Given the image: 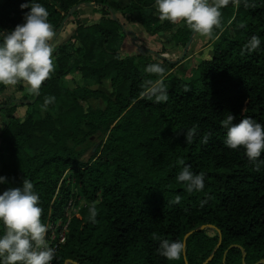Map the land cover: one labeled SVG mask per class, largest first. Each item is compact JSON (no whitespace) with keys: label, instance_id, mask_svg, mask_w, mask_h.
<instances>
[{"label":"trees","instance_id":"16d2710c","mask_svg":"<svg viewBox=\"0 0 264 264\" xmlns=\"http://www.w3.org/2000/svg\"><path fill=\"white\" fill-rule=\"evenodd\" d=\"M24 2L0 0V31L24 22ZM38 2L49 11L54 37L70 20L77 29L58 46L55 70L38 95L0 96V175L8 181L0 183V193L30 179L44 224L61 218L71 199L86 201L52 264H264V165L257 171L243 147H227L222 124L230 113L234 123L247 116L264 123V0H228L194 70L184 63L188 55L165 58L128 29L141 23L185 52L198 32L162 21L155 0ZM84 6L101 18L86 24L80 18ZM252 35L261 46L249 52ZM123 39L137 47L136 55L121 52ZM154 62L166 68L165 102L142 95L158 78L145 71ZM74 75L82 84L66 83ZM107 82L110 93L94 88ZM47 96L56 99L45 109ZM24 105L31 109L21 116ZM188 129H195L190 143ZM96 135L106 140L86 161ZM185 164L204 173L202 190L190 192L177 179ZM154 234L183 241L180 259L160 255Z\"/></svg>","mask_w":264,"mask_h":264},{"label":"clouds","instance_id":"9594fccd","mask_svg":"<svg viewBox=\"0 0 264 264\" xmlns=\"http://www.w3.org/2000/svg\"><path fill=\"white\" fill-rule=\"evenodd\" d=\"M228 0H155L159 18L172 23L182 22L191 30L211 35L214 28L221 24V8ZM24 22L11 31H0V84L14 86L18 82L26 85L27 92L38 95L41 85L53 71L54 28L49 20V11L38 0H26L21 3ZM261 46L257 35L248 39L245 48L252 52ZM145 71L156 74L158 78L148 81L143 96L155 102L169 99L165 84L166 68L160 62L149 63ZM55 96H47L42 108L55 101ZM236 117L228 114L222 121L226 128L224 143L231 149L243 147L247 158L260 171L264 159V123L251 116L234 123ZM3 126V123H0ZM195 138V129L186 131L187 142ZM209 137H203L208 143ZM177 179L186 182L188 191H200L205 186L204 173H194L191 166L185 164ZM7 177L0 175V183H7ZM180 198L176 197L178 201ZM40 196L34 191V185L24 178L20 187H9L0 193V264H52L56 250L46 239V225L42 222ZM92 218L96 216L95 205L90 207ZM159 240L157 252L169 260H178L183 254L185 243L181 240H169L154 234Z\"/></svg>","mask_w":264,"mask_h":264},{"label":"rangeland","instance_id":"374dc122","mask_svg":"<svg viewBox=\"0 0 264 264\" xmlns=\"http://www.w3.org/2000/svg\"><path fill=\"white\" fill-rule=\"evenodd\" d=\"M137 24L140 28H144V26L141 23H135ZM138 40L139 43L143 42L146 43V45H149L154 52L156 53H161L163 57L165 58H171L174 60L179 59L180 57L184 58L185 56H190L188 59H186V63L185 65L187 67H189L190 69H195L197 67V65L200 63L201 58H200V54L198 55H194L193 53L195 51H197V49L199 48H203L205 45H207V37L198 33L194 36L193 40H191V44H190V49L189 52H187V54H184V48L183 47H178L176 46V44L174 42H172L165 33H162L160 35H156V37H154V35H150L148 32H133ZM146 34V35H144ZM128 39H123L121 42V52L123 54L126 55H136L138 53V49H136L137 47H134L133 49L126 43ZM58 43V42H57ZM56 47V48H55ZM53 48H55V50H53V55L55 57V52L57 50V46H55ZM136 50V52L134 51ZM210 54V53H209ZM66 83L70 86H74L76 83H81L82 84V79L80 75H74L72 77H68ZM20 84H22V88H20ZM3 87L0 86V94H2V92H5L7 89V85H3ZM16 87H11L9 88L7 91L9 92L8 97L10 99H21L23 96L27 95L28 97H30L31 99L34 97L33 94L29 93L26 91V85L21 82L18 83L17 85H14ZM94 88H98V89H102L104 91H106L107 93L111 92V86L110 83L107 82L105 85L103 86H95ZM93 107L95 108H103L104 107V103L102 101H93ZM31 108H28V106L24 107V108H20V113L21 116H25L28 114V110ZM2 128H0L1 131ZM106 140V138H104ZM101 135H96L92 138V142L90 145V149L88 151V154L85 156V160L89 161L90 156L93 153H96L97 150L100 148V146L102 145V142L105 141ZM211 229V228H210ZM211 234H213L212 229L209 231ZM264 263V262H263Z\"/></svg>","mask_w":264,"mask_h":264},{"label":"crops","instance_id":"0c3cea01","mask_svg":"<svg viewBox=\"0 0 264 264\" xmlns=\"http://www.w3.org/2000/svg\"><path fill=\"white\" fill-rule=\"evenodd\" d=\"M129 0H121V2L122 3H124V4H126L127 2H128ZM80 18L86 23V24H93V23H96L100 18H101V15H100V13L94 8V7H91V6H84V7H82L81 9H80ZM136 22H131V23H129L128 24V29L131 31V32H147L146 30H145V28H140L137 24H135ZM76 29H77V25H76V23H75V21L74 20H70L69 22H67L66 24H65V26H64V28H63V30H62V32L60 33V35L57 37V39H56V37H53V41H52V44H53V47H55V46H57V48H58V46L61 44V43H63L64 41H66L71 35H73L74 34V32L76 31ZM160 34H162V33H160ZM160 34H158V35H160ZM144 35H146V34H144ZM157 35V36H158ZM154 37H156V35L154 36ZM126 40V39H125ZM58 42V43H57ZM132 49L134 48V46L132 45V43L129 41V40H127V42H126ZM207 45H205L203 48H199V49H197V51H195L193 54L194 55H198V54H200V53H202L204 50H206L209 46H210V43L207 41V43H206ZM147 47L149 48L150 46L149 45H147ZM56 48V47H55ZM55 48H53V50H55ZM151 49V48H150ZM152 50V49H151ZM135 52H136V50H134ZM190 56H188L187 57V59L189 58ZM186 61V59L184 60V63H186L185 62ZM18 83H21V82H18ZM17 83V84H18ZM16 84V85H17ZM0 86H2V84H0ZM11 87H16V86H7V89H6V91L5 92H2V94H0V96H3V97H6V98H8V99H10L9 97H8V95H9V92L7 91L9 88H11ZM23 87V86H22ZM26 89V88H25ZM27 91V90H26ZM14 99V98H13ZM16 99V98H15ZM24 107H26V105H24V106H20L19 108H18V112H19V114L21 115V113H20V108H24ZM0 123H3V125H4V123H5V118H4V116H2V115H0ZM0 128H2L3 129V126H0ZM1 129V130H2ZM0 133H1V131H0ZM0 165H1V156H0Z\"/></svg>","mask_w":264,"mask_h":264},{"label":"built area","instance_id":"2783aa9c","mask_svg":"<svg viewBox=\"0 0 264 264\" xmlns=\"http://www.w3.org/2000/svg\"><path fill=\"white\" fill-rule=\"evenodd\" d=\"M70 172H66L65 177L69 176ZM87 206L84 199L79 198L78 201L71 199L68 203L64 215L56 222H52L50 218L46 222V239L49 245L57 250L63 245L68 238L71 222L75 216H78L82 209Z\"/></svg>","mask_w":264,"mask_h":264},{"label":"water","instance_id":"95a60500","mask_svg":"<svg viewBox=\"0 0 264 264\" xmlns=\"http://www.w3.org/2000/svg\"><path fill=\"white\" fill-rule=\"evenodd\" d=\"M58 36H59V33L56 35V38H57ZM190 44H191V41L188 43V46H187V48H186L184 54H187V52H188V48H189ZM182 58H183V57H182ZM183 59H184V58H183ZM192 233H193V232H191L190 234H192ZM190 234H188L186 238H188ZM212 258H213V256L208 260V262L211 261ZM261 262L263 263L264 261H261Z\"/></svg>","mask_w":264,"mask_h":264}]
</instances>
